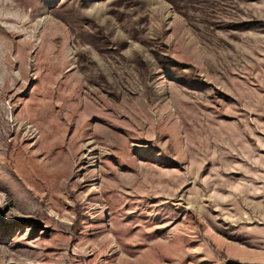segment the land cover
<instances>
[{
	"label": "rangeland",
	"instance_id": "rangeland-1",
	"mask_svg": "<svg viewBox=\"0 0 264 264\" xmlns=\"http://www.w3.org/2000/svg\"><path fill=\"white\" fill-rule=\"evenodd\" d=\"M0 264H264V0H0Z\"/></svg>",
	"mask_w": 264,
	"mask_h": 264
},
{
	"label": "bare ground",
	"instance_id": "bare-ground-1",
	"mask_svg": "<svg viewBox=\"0 0 264 264\" xmlns=\"http://www.w3.org/2000/svg\"><path fill=\"white\" fill-rule=\"evenodd\" d=\"M59 172H60V171H59ZM61 173H63V172H61ZM109 242H110V239H109V238L105 239V240H104V245H108Z\"/></svg>",
	"mask_w": 264,
	"mask_h": 264
}]
</instances>
